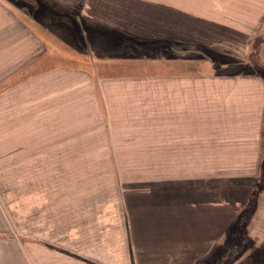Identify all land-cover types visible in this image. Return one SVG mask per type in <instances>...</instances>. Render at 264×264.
<instances>
[{"label":"crops","instance_id":"0c3cea01","mask_svg":"<svg viewBox=\"0 0 264 264\" xmlns=\"http://www.w3.org/2000/svg\"><path fill=\"white\" fill-rule=\"evenodd\" d=\"M71 1L0 0V191L28 209L0 264L263 256L264 0ZM163 17L170 62L98 75V37L149 42Z\"/></svg>","mask_w":264,"mask_h":264},{"label":"rangeland","instance_id":"374dc122","mask_svg":"<svg viewBox=\"0 0 264 264\" xmlns=\"http://www.w3.org/2000/svg\"><path fill=\"white\" fill-rule=\"evenodd\" d=\"M24 2H21L23 4ZM71 5L77 4V0H72ZM168 18H162V27H161V33H157V39H154L152 41H143V42H136L129 40L127 38H122L123 40L118 39V37L113 36V38L109 37H98L97 41L100 45L102 42H106L108 45L107 47H104L103 49H96L95 50V57L96 61L95 65L97 67L98 75H102L103 70H107V72H119L121 70V67H126L127 65L130 64V71L131 73H140L141 70L139 71L138 66L136 65H141V64H147L151 63L154 59H157V47H168V50L166 53L162 55L163 58L168 59L166 62H170L169 59H172L174 53H171L169 51H173L174 49L171 47L173 44L172 40L170 39V33L168 29ZM43 36V40L47 41V43L52 44L53 42L55 43H60L57 40V36H49V34H40ZM82 40L84 42V39H87V35L82 33L81 35ZM159 38L161 40L159 41ZM119 41H123V46L125 47H120L119 46ZM176 51V50H175ZM193 52L192 50H179L177 52ZM197 53L196 51H194ZM192 55V54H190ZM189 55V56H190ZM193 56V55H192ZM196 56V55H194ZM193 56V57H194ZM201 56H203L205 59L207 57L201 53ZM128 62V64H126ZM157 62V60H156ZM136 64V65H132ZM146 65V66H147ZM143 66V67H146ZM237 68H243L240 65H234L232 67H226V71L230 70H235ZM262 72H264L261 68ZM105 163L104 161H98L97 166L99 169H105ZM125 164L126 168H130L131 164L134 162H119V164ZM115 164L118 166V162H115ZM2 191H0V232L3 234H9V235H14L16 234L18 236V243L21 245V248L23 249L25 242L24 236H19L21 232H24V228L20 227V224L22 221L25 219V214L28 212V209L25 207V198H20L19 200H12L11 198V192L9 187V179L8 178H3L2 179ZM13 204H12V203ZM18 207V208H17ZM21 210V212H19ZM4 225H2V223ZM244 230V224H243V229H238L235 240H234V245L231 247V249L227 250V252L224 255H220L218 257L219 261H229L231 260L234 256L239 257L245 246L247 247L252 244V241L248 239L245 234H243ZM243 244V246H241ZM250 244V245H249ZM249 247H247L248 249ZM25 251V250H23ZM261 251V250H260ZM25 253V252H24ZM26 255V253H25ZM247 253L244 254L246 256ZM243 256V257H244ZM247 263L244 262L243 264H264V255L261 257H248L246 258ZM249 262V263H248Z\"/></svg>","mask_w":264,"mask_h":264},{"label":"trees","instance_id":"16d2710c","mask_svg":"<svg viewBox=\"0 0 264 264\" xmlns=\"http://www.w3.org/2000/svg\"><path fill=\"white\" fill-rule=\"evenodd\" d=\"M258 43H259V42H254V43H253V46H252V47H253L254 50L256 49Z\"/></svg>","mask_w":264,"mask_h":264},{"label":"water","instance_id":"95a60500","mask_svg":"<svg viewBox=\"0 0 264 264\" xmlns=\"http://www.w3.org/2000/svg\"><path fill=\"white\" fill-rule=\"evenodd\" d=\"M188 52H190V51H188ZM194 52V51H193Z\"/></svg>","mask_w":264,"mask_h":264}]
</instances>
